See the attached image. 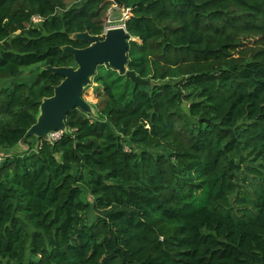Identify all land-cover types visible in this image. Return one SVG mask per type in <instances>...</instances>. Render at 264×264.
Segmentation results:
<instances>
[{
	"label": "trees",
	"instance_id": "1",
	"mask_svg": "<svg viewBox=\"0 0 264 264\" xmlns=\"http://www.w3.org/2000/svg\"><path fill=\"white\" fill-rule=\"evenodd\" d=\"M71 1L0 0L1 151L117 6ZM119 1L151 85L102 67L95 116L4 158L0 264H264V0Z\"/></svg>",
	"mask_w": 264,
	"mask_h": 264
},
{
	"label": "water",
	"instance_id": "2",
	"mask_svg": "<svg viewBox=\"0 0 264 264\" xmlns=\"http://www.w3.org/2000/svg\"><path fill=\"white\" fill-rule=\"evenodd\" d=\"M117 7L115 12L123 11L119 0H113ZM75 42L88 44L85 48L65 46L62 51L73 56L75 66L44 67L53 75L61 77L62 82L54 88V95L41 102L37 122L27 131L18 144L21 153L30 150L26 144L30 138L44 143H51L50 135L55 132H68L67 118L75 110L95 116V108L84 99L85 91L94 85L98 69L105 67L118 72L121 76L132 80L138 86H149L150 81L143 80L135 72L130 71L129 49L134 41L125 27L108 28L101 35L89 32L76 33L71 36Z\"/></svg>",
	"mask_w": 264,
	"mask_h": 264
},
{
	"label": "rangeland",
	"instance_id": "3",
	"mask_svg": "<svg viewBox=\"0 0 264 264\" xmlns=\"http://www.w3.org/2000/svg\"><path fill=\"white\" fill-rule=\"evenodd\" d=\"M74 0H72L71 2H73ZM115 10V9H114ZM110 13V12H109ZM107 18H109L111 20V24H108V26L110 27H117L120 25L119 20L121 19V17L123 16L121 11L115 12L113 11L112 13L109 14ZM108 20L106 21L107 24ZM100 69V68H99ZM98 87V85L95 83L92 87L88 88L85 93H84V99L90 103L96 110V114L99 111L102 102H103V93H99L96 88ZM33 142H36L34 140H32ZM36 145V144H35ZM35 147V146H34ZM0 154L3 158H7L9 156L12 155H18L21 154V150L17 147L15 148L13 151L11 152H6V151H1L0 150Z\"/></svg>",
	"mask_w": 264,
	"mask_h": 264
},
{
	"label": "built area",
	"instance_id": "4",
	"mask_svg": "<svg viewBox=\"0 0 264 264\" xmlns=\"http://www.w3.org/2000/svg\"><path fill=\"white\" fill-rule=\"evenodd\" d=\"M117 7V6H116ZM114 10H111L110 11V13H112ZM109 13V14H110ZM122 13H123V16L121 17V19L119 20V22H120V25L119 26H117V27H125L126 28V25H125V23H126V21H128L129 20V18H130V10H126V9H124L123 11H122ZM34 22L35 23H39V22H41V20L40 19H34ZM108 24H111V20L108 18V22H107V24H106V29H108V28H113V27H110V26H108ZM66 133H64V132H55V133H52L51 135H50V137H51V143H49V144H55V143H57V142H59L60 140H62V138L64 137V135H65ZM4 161V158L1 156V154H0V163H2Z\"/></svg>",
	"mask_w": 264,
	"mask_h": 264
},
{
	"label": "crops",
	"instance_id": "5",
	"mask_svg": "<svg viewBox=\"0 0 264 264\" xmlns=\"http://www.w3.org/2000/svg\"><path fill=\"white\" fill-rule=\"evenodd\" d=\"M123 14V13H122Z\"/></svg>",
	"mask_w": 264,
	"mask_h": 264
}]
</instances>
